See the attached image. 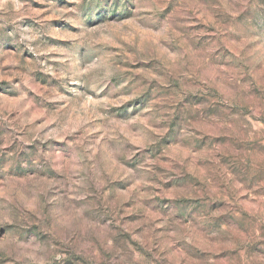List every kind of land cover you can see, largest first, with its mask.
<instances>
[{
    "label": "clouds",
    "instance_id": "1",
    "mask_svg": "<svg viewBox=\"0 0 264 264\" xmlns=\"http://www.w3.org/2000/svg\"><path fill=\"white\" fill-rule=\"evenodd\" d=\"M73 2L60 35L27 0H0L20 77L0 105V264H264V0L165 15L169 0ZM102 31L128 42L98 48ZM153 57L165 99L120 77L118 61Z\"/></svg>",
    "mask_w": 264,
    "mask_h": 264
},
{
    "label": "rangeland",
    "instance_id": "2",
    "mask_svg": "<svg viewBox=\"0 0 264 264\" xmlns=\"http://www.w3.org/2000/svg\"><path fill=\"white\" fill-rule=\"evenodd\" d=\"M185 2L189 5L195 4L204 8L208 7L207 0H185ZM27 3L31 11L38 13L40 16L46 17L47 23L51 25L52 28L60 35L70 34L68 30L72 26L66 22L64 16H61L60 13H64L65 16L70 15L71 13H69L68 10L77 7L73 0H45L43 4L40 3L39 0H27ZM180 5L181 0H169L168 6L163 9L161 14H171L177 10H180ZM79 7L85 12V14H87L92 10V0H83ZM96 7L99 8V11L96 13L98 17H106L109 15V11L106 7L100 8L98 3L96 4ZM116 14L117 13L112 12V15ZM120 14L124 15V13ZM197 18L200 19L201 17L198 16ZM128 19L130 20L131 17L129 16ZM214 21L215 17L209 14L207 18L202 19V23L197 27L211 30V25ZM104 22L107 23L108 21L105 20ZM24 23L32 24L34 21H32L30 18H26ZM96 27H100V25H96ZM113 31L119 32L121 30L115 29ZM209 34L210 31L202 33L204 36ZM49 39L51 43L48 46L50 47H56L65 43V41L58 40L56 37H51ZM96 39L99 41V43L95 45L96 47H103L106 50L119 53L124 47V44L128 42L129 37L127 33L122 35H113L108 31H102L98 34ZM155 41L156 38L150 33L143 32L138 43L142 45L144 43H154ZM15 48L16 46L13 44H5L3 52H0V105L5 103L12 104L18 99V94L12 90L11 85L9 84V79H11L13 83L20 82V77L13 75V73L19 71L18 66L8 63V60L15 58ZM125 52L128 53L129 57L131 56L130 48L125 49ZM32 55L33 54L29 52L24 53V57L26 59L32 58ZM57 63L58 62L55 60L49 61V64L53 66H55ZM118 64L121 69V78L133 77V79L140 86H143V84L149 85L147 91L144 92V95H148V92H151L153 88L158 89L157 96L160 99H165L171 95V92L167 90L171 89L173 86L170 83H165L163 81L161 66L155 57L140 61L125 59L118 61ZM48 79L49 77L47 73L37 70V72L32 75L33 86L36 88H39L40 86L48 87ZM28 91L30 96H36L37 99L40 98L37 96V93L31 89ZM141 99L142 97H137V99L134 100H126L125 103L127 105H135ZM93 102L95 101L89 98L85 101L84 106L86 107L87 104ZM128 131L134 135L133 129H128Z\"/></svg>",
    "mask_w": 264,
    "mask_h": 264
}]
</instances>
